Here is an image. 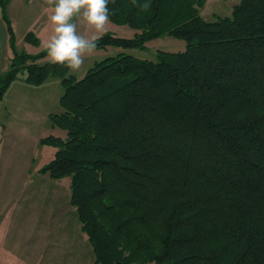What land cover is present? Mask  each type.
Here are the masks:
<instances>
[{
	"label": "trees",
	"instance_id": "obj_1",
	"mask_svg": "<svg viewBox=\"0 0 264 264\" xmlns=\"http://www.w3.org/2000/svg\"><path fill=\"white\" fill-rule=\"evenodd\" d=\"M0 0L12 57L0 100L24 81L60 79L66 136L39 168L69 177V202L96 264H264V0H238L206 20L205 0H109L110 21L134 29L101 33L96 48H141L171 35L185 41L156 59L119 52L81 78L19 51ZM150 3L148 10L138 4ZM24 40L39 44L31 31Z\"/></svg>",
	"mask_w": 264,
	"mask_h": 264
},
{
	"label": "rangeland",
	"instance_id": "obj_2",
	"mask_svg": "<svg viewBox=\"0 0 264 264\" xmlns=\"http://www.w3.org/2000/svg\"><path fill=\"white\" fill-rule=\"evenodd\" d=\"M237 2L205 0L200 14L206 20L229 16ZM43 18L40 46L46 49L45 44L54 27H46L45 23L50 19ZM74 22L77 23V31L85 37L101 34L92 31L79 17L74 18ZM26 26H17L16 46L19 51L28 53L35 46L23 40ZM106 31L130 37L134 29L110 21ZM184 48L183 39L165 34L145 40L141 48L108 45L85 55L83 66L78 71L69 69V73L81 78L94 62L119 52L155 60L158 50ZM37 61L41 64L49 58L45 55ZM24 82L26 88L19 92L13 90L4 100V115L0 114L3 121L6 116L10 120L5 130L0 131V254L7 258L6 261L16 254L20 259L28 258L26 261L32 264H96L87 236L69 202L70 178L54 179L39 171L55 151L54 146L41 144L39 138L49 134L66 136V131L53 125L47 116V112L62 111L59 97L63 86L60 79L51 74L40 84Z\"/></svg>",
	"mask_w": 264,
	"mask_h": 264
},
{
	"label": "clouds",
	"instance_id": "obj_3",
	"mask_svg": "<svg viewBox=\"0 0 264 264\" xmlns=\"http://www.w3.org/2000/svg\"><path fill=\"white\" fill-rule=\"evenodd\" d=\"M54 5L49 19L54 25L53 33L45 44L49 62L78 71L84 64L85 55L93 53L98 37H85L77 31L74 18L80 20L96 33H103L115 12L108 7L109 0H45ZM136 4V0H132ZM150 3L138 4L141 10H148Z\"/></svg>",
	"mask_w": 264,
	"mask_h": 264
},
{
	"label": "crops",
	"instance_id": "obj_4",
	"mask_svg": "<svg viewBox=\"0 0 264 264\" xmlns=\"http://www.w3.org/2000/svg\"><path fill=\"white\" fill-rule=\"evenodd\" d=\"M53 7L54 5L46 4L45 0H10L9 1L7 5V13L14 31L15 46L18 39L17 26L26 24L27 26L24 32L22 33L23 40L25 34L29 31L33 32L39 39V44L37 45L31 44L24 40L25 43L35 46L34 49L28 50L29 51L28 53L35 54L40 50H43V48L40 46L41 33H42V28H41L42 20H44L43 16L47 18L50 17V15L52 14ZM50 22L51 21H49L48 23L46 22L45 25L46 27L53 28L54 25ZM92 31H94V29H92ZM16 49L18 50L17 46ZM12 55L13 53L10 49L8 33L6 31L5 23L2 20L1 11H0V71L6 70L8 68ZM24 83H25L24 73L23 74L18 73L17 77L8 86L2 99L0 100V114L2 113L4 115L3 110L6 109L4 100L8 97L9 94L12 93L13 90H15L16 92L24 90L26 88L25 87L26 85H23ZM48 114L49 112H47V116ZM7 119H8L7 116L4 118V121L3 119L0 118V131L1 129L5 130L6 123H10V120ZM45 240L48 244L47 239ZM40 254L43 255L42 251ZM13 256H11L12 260L10 258L9 261H6L7 258L2 257V255L0 254V264H7V262H10L9 264H32V262L26 261V259L28 260V258L20 259V257H18V255L16 254H14ZM47 256L49 257V254Z\"/></svg>",
	"mask_w": 264,
	"mask_h": 264
}]
</instances>
